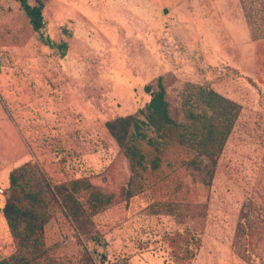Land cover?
<instances>
[{
  "label": "rangeland",
  "instance_id": "obj_1",
  "mask_svg": "<svg viewBox=\"0 0 264 264\" xmlns=\"http://www.w3.org/2000/svg\"><path fill=\"white\" fill-rule=\"evenodd\" d=\"M43 1L48 35L67 42V54L25 30L32 55L9 67L77 107L67 118V104L44 101V116L27 110L7 134L11 148L0 146V260L17 251L3 215L7 169L30 163L52 186L85 178L112 196L75 222L47 196L43 242L52 264H80L85 248L95 264H185L168 236L186 230L199 242L192 264H264V0ZM12 12L24 13L20 2L0 0V19ZM160 77L183 124L205 110L199 88L240 106L215 159L148 132L154 143H138L146 169L132 170L107 123L145 109V87ZM87 195H76L84 209Z\"/></svg>",
  "mask_w": 264,
  "mask_h": 264
},
{
  "label": "trees",
  "instance_id": "obj_2",
  "mask_svg": "<svg viewBox=\"0 0 264 264\" xmlns=\"http://www.w3.org/2000/svg\"><path fill=\"white\" fill-rule=\"evenodd\" d=\"M18 1L41 42L51 49H56L60 56H65L68 43H58L48 35L43 14L44 1L39 0L34 5L28 0ZM163 82V77H160L155 85L145 87L152 96L145 109L135 115L120 117L107 123L111 135L129 159L133 171H136L137 167L146 169L143 165L145 155L140 151L138 143H154L148 132L155 133L159 139L166 142L187 145L197 155L215 159L223 150L238 117L240 106L237 103L225 99L213 90L199 88L205 110L201 114L191 115L190 125L183 124L170 108ZM31 168L32 172L29 171ZM9 185L3 215L17 243V251L12 257L1 259L0 264H52V261L48 260L43 242L44 228L51 218L47 196L52 197L59 207H63L66 216L73 222L78 221L86 211L93 214L105 208L112 200V196L102 195L100 189L85 178L52 186L30 163L11 171ZM81 190L86 191V195L88 193L87 209H84L76 197ZM184 233L170 235L168 240L174 250L183 252L181 260L185 264H192L199 242L197 237L184 236L189 234L188 230ZM80 264H95L87 248L82 253Z\"/></svg>",
  "mask_w": 264,
  "mask_h": 264
},
{
  "label": "crops",
  "instance_id": "obj_3",
  "mask_svg": "<svg viewBox=\"0 0 264 264\" xmlns=\"http://www.w3.org/2000/svg\"><path fill=\"white\" fill-rule=\"evenodd\" d=\"M4 17V21L0 19L2 21V25H0V37H3V40L0 38V146L9 150L12 146V142L9 140L10 137L7 138V134H10V132L17 127H22V116L25 115L27 110L38 109L40 110V116H44L42 112V106L45 104L43 103L44 101H48L47 105L50 107L56 104L59 106L65 105L67 104L65 103L67 100L62 98L64 95L60 97L52 94L53 97L50 98L48 94L39 91L35 86L34 89L29 87L25 79H18L12 76L9 66L17 68L22 64L19 62L20 59L21 61H23V59H25V61L28 60L32 55L29 53V49L31 46H34L32 44L29 46L28 41L24 39L23 36H20V33H23L25 30L34 32V29L25 13L19 14V12H12L5 14ZM19 36L21 39L20 47H18V43L15 42L19 39ZM54 99L58 102L53 103L52 101ZM67 99L70 101L72 98L67 94ZM61 101H64V103ZM67 107L69 109L67 111L65 110V115H67V118H70L73 116L74 108L77 106L69 103ZM81 114L85 116L84 113ZM18 116L20 117L19 119ZM17 121H20V123ZM20 141L21 139L19 142ZM17 146L21 147V145ZM84 148L86 149V146H84ZM81 153L83 160L85 159V161H87V158L84 156L85 153L82 151ZM27 156H29V154H27ZM4 171H6V169H4ZM9 175L10 170L7 169V176L9 177Z\"/></svg>",
  "mask_w": 264,
  "mask_h": 264
}]
</instances>
